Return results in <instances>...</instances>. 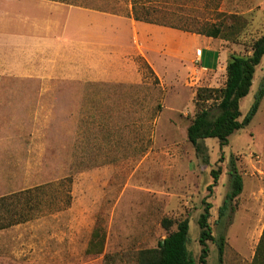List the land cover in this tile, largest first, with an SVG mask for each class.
<instances>
[{
    "label": "rangeland",
    "instance_id": "obj_1",
    "mask_svg": "<svg viewBox=\"0 0 264 264\" xmlns=\"http://www.w3.org/2000/svg\"><path fill=\"white\" fill-rule=\"evenodd\" d=\"M57 1L108 14L131 12L129 0ZM151 6H161L151 18L168 30L143 22L139 40L152 49L165 42L166 52L177 51L184 61L152 51L153 65L138 60L124 28L119 52L127 66L110 67L130 74L135 62L139 84L55 81L0 69V198L43 190L30 195L31 219L0 229V264H133L138 251L156 248L185 219L188 250L198 261L197 219L205 203L214 240L223 235L226 242L222 264H253L264 219V97L250 124L226 146L201 142L206 156L197 155L186 128L197 91L221 89L226 80L227 60L212 71L202 69L197 57L206 48L227 58L249 56L264 32V0H151ZM33 8L29 0H0V61L10 72H35L30 53L6 45L32 36ZM213 27L221 28L216 38L205 35ZM262 84L264 57L240 102L239 120ZM232 160L243 189L219 217L231 191ZM164 218L172 223L169 230L161 225ZM207 247L206 263L219 264L215 242Z\"/></svg>",
    "mask_w": 264,
    "mask_h": 264
},
{
    "label": "trees",
    "instance_id": "obj_2",
    "mask_svg": "<svg viewBox=\"0 0 264 264\" xmlns=\"http://www.w3.org/2000/svg\"><path fill=\"white\" fill-rule=\"evenodd\" d=\"M57 1V0H56ZM156 1H153L155 3ZM131 5V16L136 21L145 22L152 25L166 26L163 22L153 20L151 13L161 6H151V0H129ZM152 3V4H153ZM154 5V4H153ZM113 14H118L114 10ZM170 28H175L170 26ZM221 28L213 27L205 33L206 36L216 38L220 35ZM251 54L242 56L230 54L226 61L225 72L226 80L221 89H199L196 93L195 113L186 128L187 141L193 146L197 155L206 156V148L201 144L205 139H215L220 146L228 144V138L236 131L247 127L256 112L260 102L264 97V84L260 85L255 93L254 102L247 114L241 119L240 102L250 92L256 67L264 57V32L253 40L250 46ZM148 69V66H145ZM211 100L212 104L206 102ZM205 160V158H204ZM231 191L226 195L225 201L218 209L219 217L225 214L228 200L237 198L243 189V180L235 162L230 164ZM215 172H212V175ZM216 178V176H214ZM42 188H36L33 193L31 190L22 191L17 194L0 198V229H5L23 223L29 217L33 209L30 195H40ZM210 204L205 203L203 212L197 219L199 229L198 243L200 245V255L198 261L192 257L188 250L189 221L187 219L176 223L174 231L169 232L161 240L156 248L140 250L136 253L133 264H207L208 255L207 242L213 241L216 244L217 257L219 264L223 262L225 251V239L221 235L214 240L211 232L209 219ZM162 227L169 230L172 223L164 218L161 221ZM264 230L256 248L253 264H264Z\"/></svg>",
    "mask_w": 264,
    "mask_h": 264
},
{
    "label": "crops",
    "instance_id": "obj_3",
    "mask_svg": "<svg viewBox=\"0 0 264 264\" xmlns=\"http://www.w3.org/2000/svg\"><path fill=\"white\" fill-rule=\"evenodd\" d=\"M29 1H31V6L35 7L31 12L30 21L32 36L29 38L15 37L11 42H7L8 44L5 42V44L10 46L17 44L15 49H20L22 53L23 50L30 53L35 72L33 71V75H26L17 69L15 72H10L0 61V69L5 73L9 72V75L11 73L33 78L47 76L55 81L57 79L85 81L90 78L91 80L139 84L141 82L138 71L140 66H136L135 62H132L133 73L128 74L125 68L123 71L116 70V67L127 66L126 63H122L124 55L119 52V50H123L125 42L121 37L124 28L127 29L129 40L136 44L138 60L153 65L149 57V53L152 51L164 60V57H172L179 59L180 63L184 61L180 55H177V51L167 53L164 49L165 42L163 47L152 49L149 44L140 41L141 26L139 25L143 22L134 20L131 14H108L56 0ZM17 16L22 17L23 15L18 14ZM164 28L168 30L166 27ZM194 38L197 37L194 36ZM24 40L29 41L30 44H25ZM197 59L200 61L202 69L214 71L220 67L219 61L227 60V55L223 51L206 48L203 50L202 56H198ZM110 65L116 67L112 68ZM58 66L60 73L55 72ZM263 230L264 219L256 240L254 254ZM261 260L264 263V255Z\"/></svg>",
    "mask_w": 264,
    "mask_h": 264
}]
</instances>
